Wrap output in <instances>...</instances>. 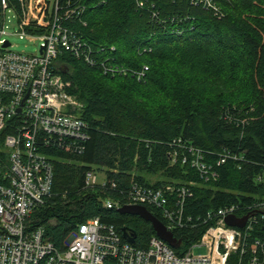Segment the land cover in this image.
<instances>
[{
    "label": "trees",
    "instance_id": "trees-1",
    "mask_svg": "<svg viewBox=\"0 0 264 264\" xmlns=\"http://www.w3.org/2000/svg\"><path fill=\"white\" fill-rule=\"evenodd\" d=\"M8 1L20 10L21 0ZM213 1L221 12L193 0H59L60 14L75 12L67 26L102 58L148 69L141 79L111 75L70 51L58 55L60 73L84 102L80 115L89 135L80 153L46 150L54 157L52 193L31 221L57 248L95 217L121 236L126 227L133 245L147 248L156 234L151 222L105 205L106 199L125 201L135 181L190 187L184 219L191 220L173 231L179 255L200 238L209 210L264 198V0ZM9 132L8 126L0 133V146ZM185 144L201 148L209 160L224 151L244 159L220 163L218 179L205 182L189 163L169 156H180ZM95 168L105 169L106 181L88 186L85 175ZM257 230L264 238V225Z\"/></svg>",
    "mask_w": 264,
    "mask_h": 264
},
{
    "label": "built area",
    "instance_id": "built-area-1",
    "mask_svg": "<svg viewBox=\"0 0 264 264\" xmlns=\"http://www.w3.org/2000/svg\"><path fill=\"white\" fill-rule=\"evenodd\" d=\"M193 1L215 12L222 11L213 0ZM59 5V0H36L32 6L30 0H21L17 11L8 0H0V133L10 127L0 146V264H264V238L256 235L257 228L264 225V198L258 195L250 202L209 210L207 227L183 255L156 234L147 248H138L121 236L114 225L98 217L78 224L64 240L63 249L46 240L43 226L32 224L33 213L52 193L54 157L46 150L58 147L80 153L89 135L88 123L80 115L84 102L70 91V80L60 73L58 55L63 50L70 51L111 75L132 73L141 79L148 69L144 66L135 71L109 57L102 58L101 51H95L65 23L74 10L66 9L60 14ZM10 12L16 18L18 30L14 32L20 38L40 40L37 53L11 48L7 38L14 33L8 31ZM183 147L180 156L177 151L169 154L172 161L180 157L205 182L218 179L215 166L220 163L229 158L244 159L241 153L229 155L224 151L220 158L209 160L201 148L190 144ZM85 180L88 186L100 184L95 169L87 171ZM190 193L187 185L168 183L153 187L135 181L125 201L106 199L105 205L155 209L173 232L191 220L184 219L185 199ZM230 216L246 217L244 225H230ZM201 245L207 247V253L195 254L193 248Z\"/></svg>",
    "mask_w": 264,
    "mask_h": 264
},
{
    "label": "water",
    "instance_id": "water-1",
    "mask_svg": "<svg viewBox=\"0 0 264 264\" xmlns=\"http://www.w3.org/2000/svg\"><path fill=\"white\" fill-rule=\"evenodd\" d=\"M61 71L66 72L67 66L61 67ZM118 211H120L121 213L138 215L144 218L145 220L150 221L158 237L165 240L169 245H171L174 248L180 246L181 241L177 239L174 233L168 230L165 224L159 218H157L147 207L143 205H123L118 208ZM245 220L246 217L236 218L234 216H230L227 218V221L230 225H236V226H243ZM122 235L129 242L134 241V234L131 233L129 229H127L126 227L122 228Z\"/></svg>",
    "mask_w": 264,
    "mask_h": 264
},
{
    "label": "rangeland",
    "instance_id": "rangeland-1",
    "mask_svg": "<svg viewBox=\"0 0 264 264\" xmlns=\"http://www.w3.org/2000/svg\"><path fill=\"white\" fill-rule=\"evenodd\" d=\"M36 0H30V6H32ZM13 13H7L10 16L11 21L7 22L8 24V31L14 32L18 30V25L16 18L12 17ZM2 17V10L0 9V19ZM8 19H6L7 21ZM9 41L12 43L11 48L16 51H25L27 53H37L39 51L40 40L30 41L27 38H20L19 34L11 33L7 36ZM97 174V182L104 183L106 181V171L105 169H97L95 168ZM193 252L195 254H205L207 253V247L204 245L196 246L193 248Z\"/></svg>",
    "mask_w": 264,
    "mask_h": 264
}]
</instances>
